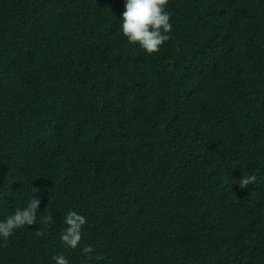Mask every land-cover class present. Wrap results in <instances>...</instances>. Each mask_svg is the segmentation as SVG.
Returning a JSON list of instances; mask_svg holds the SVG:
<instances>
[{"label": "trees", "instance_id": "obj_1", "mask_svg": "<svg viewBox=\"0 0 264 264\" xmlns=\"http://www.w3.org/2000/svg\"><path fill=\"white\" fill-rule=\"evenodd\" d=\"M166 10L149 54L124 0H0V264H264V0Z\"/></svg>", "mask_w": 264, "mask_h": 264}, {"label": "clouds", "instance_id": "obj_2", "mask_svg": "<svg viewBox=\"0 0 264 264\" xmlns=\"http://www.w3.org/2000/svg\"><path fill=\"white\" fill-rule=\"evenodd\" d=\"M169 0H124V11L121 13L120 30L121 34L130 44H137L147 53L153 54L160 50V47L169 39V33L172 30L170 23V14L166 10ZM254 177L238 180L240 188H245L254 181ZM31 193L25 206L16 209L12 214L0 219V242H6L16 230L37 224V214L41 204V198L35 193ZM47 225L51 217H41ZM86 223L83 216H77L71 213L68 216L66 232L62 234L61 239L70 247L76 248L80 241V227ZM38 236L44 233L38 231ZM87 260L91 261L93 248L87 246L82 249ZM97 261L103 259L102 256L95 257ZM57 264H69L63 256L57 257Z\"/></svg>", "mask_w": 264, "mask_h": 264}]
</instances>
